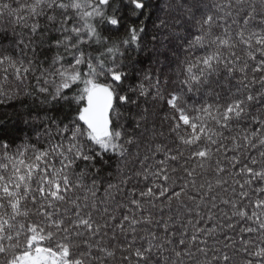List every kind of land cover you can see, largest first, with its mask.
Instances as JSON below:
<instances>
[{"label": "snow or ice", "instance_id": "1", "mask_svg": "<svg viewBox=\"0 0 264 264\" xmlns=\"http://www.w3.org/2000/svg\"><path fill=\"white\" fill-rule=\"evenodd\" d=\"M0 264H264V0H0Z\"/></svg>", "mask_w": 264, "mask_h": 264}, {"label": "trees", "instance_id": "2", "mask_svg": "<svg viewBox=\"0 0 264 264\" xmlns=\"http://www.w3.org/2000/svg\"><path fill=\"white\" fill-rule=\"evenodd\" d=\"M6 111L11 115V113H12V109L11 108L6 109ZM20 135L23 136V135H26V133H20Z\"/></svg>", "mask_w": 264, "mask_h": 264}]
</instances>
